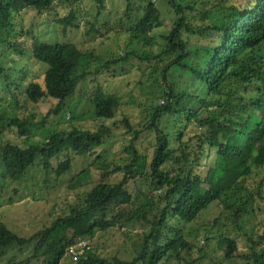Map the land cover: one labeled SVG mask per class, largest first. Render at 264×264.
<instances>
[{
  "label": "trees",
  "instance_id": "16d2710c",
  "mask_svg": "<svg viewBox=\"0 0 264 264\" xmlns=\"http://www.w3.org/2000/svg\"><path fill=\"white\" fill-rule=\"evenodd\" d=\"M106 1L97 0L99 14ZM154 1L126 0L125 15L136 14V27L143 19L149 20L154 11L159 19L153 20V25L162 24L160 19H169L170 29L162 37L161 53H144L140 41L148 46L155 39L133 27L122 31L128 41L124 53L120 47L111 58L101 61L94 51L82 52L72 43L33 37L32 46L26 49L17 42L22 34L12 35L15 17L26 10L39 15L50 12L56 0H0V90L14 98L16 107L22 99L25 104L36 106L53 102L42 126L52 117L65 121L66 115L73 122L81 121L75 118L76 110L70 102L78 84L133 61L156 64L149 79L161 92L157 100L163 103L149 102L143 127L136 129L127 119L119 123L133 134L126 149L130 159L121 165L107 161L104 155L96 157L78 175L76 184L82 188L91 184L92 170L100 173V182L68 213L28 238L19 236L0 220V261L8 251L17 249L28 256L8 264H61L69 249L81 241L117 227L134 225L141 226L145 233L143 241L134 245L131 260L106 259L90 249L85 257L73 263L219 264L221 254L230 262L241 258L245 264H264V235L256 238L245 235L249 253L244 254L229 230L234 227L244 233L243 221L250 215L256 196L264 199V180L256 193L247 184L264 169V0H247L243 7L230 0H221L219 4L211 0ZM79 20L77 11L71 9L68 16L55 23L66 35L70 30L80 29ZM96 30L97 24L88 21L84 37H90ZM4 52L21 57L29 54L46 66L43 83L31 82L25 87L26 74L7 69ZM94 65L98 67L92 70ZM178 73L200 83L203 94L192 95L177 89L173 76ZM98 89L91 102L93 117L102 122L100 130L92 132L76 122L68 132L50 133L42 145L32 141V129L36 127L32 118L10 117L0 105L2 179L22 182L28 173L41 166L61 178L71 172L72 164L68 158L54 169L52 161L61 154L74 152L85 159L95 156L112 135L105 122L115 119L121 107L119 96L106 95ZM167 118L173 120L171 132L163 127ZM193 128L195 134L189 136L188 131ZM11 131L17 132L24 146L2 142L5 133ZM145 141L152 148L151 155L148 149L141 148ZM212 154L214 160L210 163ZM206 169L208 173L204 176L202 171ZM115 175L121 177L119 182L112 180ZM214 203L223 208L221 216L226 222L219 217L208 227H202L204 243L199 247V256L194 257L193 243L200 245L199 230L188 232L187 228L196 225ZM223 229L224 234L215 233Z\"/></svg>",
  "mask_w": 264,
  "mask_h": 264
},
{
  "label": "rangeland",
  "instance_id": "374dc122",
  "mask_svg": "<svg viewBox=\"0 0 264 264\" xmlns=\"http://www.w3.org/2000/svg\"><path fill=\"white\" fill-rule=\"evenodd\" d=\"M219 1L221 0H211V3L217 2L216 4H219ZM153 2L155 3L154 0H152ZM230 3L243 7L247 3V0H230ZM71 9L76 10L79 15L80 29L70 30L64 35L63 29L58 27L55 21L68 16ZM125 12L126 0H107L100 14L97 0H72L71 3L56 0L50 12L39 15L34 10H26L17 15L13 22L15 31L12 35L14 33H17V35L22 34L21 37L17 38V42L24 45L26 49L32 46L33 37H44L51 42L75 44L82 52L94 51L96 59L99 58L101 61H105L112 57V53L118 52L121 49L120 47H122L121 52L124 53L123 51H125L124 48L128 41L122 31L125 29L131 30L134 27L136 29L139 28L141 33H147V37L150 39H155V43L152 45L147 46L143 42L145 49L140 41L139 46H142L143 52L151 51L153 55L160 54L164 44L162 37L168 35L170 29L169 19H160L162 24L153 25V20L157 21L159 19L157 13L154 11L149 20L143 19L136 27V14H131V17H128L125 15ZM88 21L97 24V30L90 37L85 38L84 29L88 25ZM135 42L137 46L138 40ZM4 64L7 69H12L17 73L24 71L23 74H26L25 87L31 82L43 83L44 81V67L46 69L47 67L40 65L29 54L26 57H21L14 52H4ZM154 66L156 64L153 62L140 64V61H133L108 73H102L98 77L92 76L88 80L80 82L70 102L74 112L76 110L75 118H79L81 121H71L70 115H66L65 121L52 117L45 127L42 126V121L46 117V114L49 113L51 106L54 104L53 102L52 104L49 102L48 104L36 106L31 103L25 104V99H22L21 103L18 104L19 106L16 107L14 98L3 89L0 90V105L3 107V111H7L10 117L17 116L21 119L32 118L34 125H36L32 129V141L41 143V145L47 142L50 133L68 132L76 122H79L86 130L92 132L100 130L99 127L102 122L93 117L94 107L91 102L98 88V90L101 88L106 95H117L121 99V107L117 111L115 119L105 122V125L111 129L112 135L107 137L106 143L96 151L95 156H89V159H85L79 157L74 152H70L61 154L52 161L53 167L56 169L61 163L71 158L70 173L57 178L52 171L47 173L44 166H41L39 169H33L22 182L17 183L2 179V175L0 174V220L2 222L19 236L28 238L64 213H68V209L76 205L86 193L93 192L101 179L98 171L92 170L91 184L83 188L76 184V180L79 174L92 165L96 157L104 155L107 161L117 162L121 165L122 162L130 159L131 155L126 149L131 144L133 134L129 133L125 126L119 123L127 119L136 129L143 127L147 123V115L144 114V111L149 102L151 104L157 102V104L163 105L159 99L157 100L161 96V92L157 91L156 87L152 84L153 82L149 79V74ZM97 67V65H94L92 70H95ZM140 71L145 72L141 74ZM19 76L22 77V74ZM173 77L174 86L177 89H182L192 95L203 94L200 83L187 74L178 73ZM172 121L171 118L164 120L163 127L168 132L172 131ZM194 134L195 128L188 131L189 136H193ZM2 142H11L15 146H24L23 139L19 137L16 131L6 132L2 138ZM147 142L145 141L141 148L143 150L148 149V155H151L153 151ZM208 160L211 163L214 160V154ZM202 173L206 176L208 173L207 169L203 170ZM112 180L119 182L121 177L115 175L112 176ZM262 180H264V169L247 183L253 193L258 191L257 187L261 184ZM262 189V196L264 197V188L262 187ZM255 199V204L251 207L250 215L243 221L244 233L237 231L234 227L229 229L231 232L230 236L236 240L239 251L244 254L249 253L245 235L254 238L264 235V199L259 198V196H256ZM222 212L223 208L220 204L214 203L202 215L196 225L187 228L188 232L199 230V234L197 233V235L200 245L198 246V242L193 243L195 246L194 257L199 256V247L204 243V233L200 230H202V227H208L211 221L219 217L225 223V218L221 216ZM218 231L215 232L218 236L225 233L224 229L220 233ZM144 233L145 230L141 226L127 225L122 228L117 227L106 233H100L95 238L86 240L85 243L103 258H120L127 261L134 257V245L143 241ZM196 237L195 235L192 238ZM27 256L28 253L26 252L21 253L17 249H12L7 252L4 259L0 261V264H8L13 259L23 260ZM218 256L220 258L218 259L219 264H245L241 258L230 262L222 258L221 254ZM61 264L74 263L68 255ZM173 264L178 263L175 262ZM204 264L210 263L205 262Z\"/></svg>",
  "mask_w": 264,
  "mask_h": 264
},
{
  "label": "built area",
  "instance_id": "2783aa9c",
  "mask_svg": "<svg viewBox=\"0 0 264 264\" xmlns=\"http://www.w3.org/2000/svg\"><path fill=\"white\" fill-rule=\"evenodd\" d=\"M90 250L89 245L85 241H81L78 245L69 249L68 255L72 258L73 262H78L82 257H85Z\"/></svg>",
  "mask_w": 264,
  "mask_h": 264
}]
</instances>
